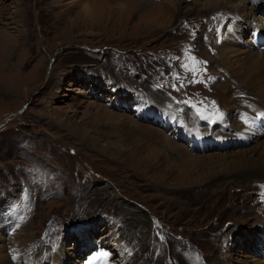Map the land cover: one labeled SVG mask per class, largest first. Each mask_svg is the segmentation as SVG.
<instances>
[{
    "label": "rangeland",
    "instance_id": "1",
    "mask_svg": "<svg viewBox=\"0 0 264 264\" xmlns=\"http://www.w3.org/2000/svg\"><path fill=\"white\" fill-rule=\"evenodd\" d=\"M56 1L0 0V259L264 264V0ZM135 121L176 147L122 152Z\"/></svg>",
    "mask_w": 264,
    "mask_h": 264
},
{
    "label": "bare ground",
    "instance_id": "2",
    "mask_svg": "<svg viewBox=\"0 0 264 264\" xmlns=\"http://www.w3.org/2000/svg\"><path fill=\"white\" fill-rule=\"evenodd\" d=\"M15 2H16V4H18L19 5V8H18V15H19V18L21 17V15H22V12L25 10L24 8H23V5H21V0H14ZM64 0H57L55 3L56 4H58V5H60V3L61 2H63ZM83 0H76V1H74L73 3H78V4H80L81 2H82ZM93 0H91L90 1V3H87V4H80L79 6H81V12L82 13H84L85 14V16L86 17H90V16H93V14L95 13V12H93V7L95 6V8H99V5H97L95 2H92ZM102 1V0H101ZM36 2V1H35ZM253 2H258L259 3V1H257V0H253ZM74 4V5H75ZM99 4V3H98ZM254 4V3H253ZM40 5V4H39ZM69 5H71V4H66V7H69ZM143 5V4H142ZM138 7V5H137V2H136V0H130V2L128 3V4H123V5H119V7H117V8H115L116 10H118V11H122V9L121 8H127V10L130 12V11H132L133 9H136ZM250 8H252V4H251V7ZM120 9V10H119ZM26 11V10H25ZM129 12H127V14L129 13ZM3 13H5V11H4V9H0V15L2 14L3 16H4V14ZM60 16H61V14H60ZM2 17V16H1ZM23 17V16H22ZM26 18V17H25ZM59 18V17H58ZM1 19V18H0ZM23 21V20H22ZM22 21L19 19L17 22L18 23H22ZM55 24V23H54ZM58 25V24H57ZM255 27L256 28H258L259 30H261L262 29V26H259V24L258 25H255ZM255 27H253V29H255ZM89 29V28H88ZM5 41V40H4ZM8 43V42H7ZM9 45V44H8ZM4 46V45H3ZM5 48V47H4ZM197 49H198V47H197ZM202 50H204V49H202ZM198 51V50H197ZM3 53V52H2ZM8 53V52H7ZM199 54V53H198ZM7 55V54H6ZM188 55V54H187ZM202 55V54H201ZM196 56V55H195ZM189 57V56H188ZM6 60H8V55L7 56H0V62L2 63V64H4L5 62H6ZM190 67H191V65H190ZM191 68H194V67H191ZM191 68H190V70H191ZM195 69V68H194ZM188 70V69H187ZM194 72H196V71H194ZM192 74H194V73H192ZM205 98V97H204ZM202 98H200L199 100H201ZM202 101H205V99L203 100L202 99ZM144 106H145V104L144 103H141L140 101L138 102V104L135 106V110H137V116H140V114H142L143 112H144ZM134 107V106H133ZM146 110V109H145ZM105 115V118H108V121H111V122H113L114 120H116L117 119V116L116 115H111V113L109 114V113H106V114H104ZM153 115V114H152ZM143 116V115H142ZM144 118H146L145 117V115L143 116ZM163 117H164V114H163ZM163 117H162V119H163ZM259 117V116H258ZM125 119V118H124ZM175 118L173 117V116H170L169 117V120H164V124L165 125H171L172 126V129L174 130V131H176L177 129L179 130V129H181L182 130V128H181V126H179L178 124H175V120H174ZM123 120V119H122ZM123 122L124 123H126L125 122V120H123ZM124 123H121L120 125H121V127L123 128L122 130H121V133H122V136H121V139L119 140V141H117L116 142V144L115 145H118V146H120V148H122L123 149V151L122 152H128V151H133V152H135V151H137V150H139V148L137 147V145H138V143L141 141V140H144V141H149V142H152V141H154V140H158V142L159 143H161V144H166V145H168L169 147H170V149H174L176 146H174V144L169 140V139H167L164 135H163V133H161V132H159L158 130H156V129H154V128H152V127H150V126H148V125H145V124H142V123H139V122H130L131 124H130V126H127L126 124H124ZM246 123V122H245ZM260 124V123H259ZM178 125V126H177ZM258 125V123L257 122H254V123H252V124H249V123H246L245 125H244V127L242 128V130L239 132V135H243V136H247V135H250L251 133H253L251 130H250V126H252V127H254V128H256V126ZM72 130V129H71ZM189 138H191L193 141L194 140H196V138H200V137H197V136H190ZM249 140H252V142H253V144H254V140L253 139H249ZM198 143V142H197ZM126 144V145H125ZM153 144V143H152ZM173 144V145H172ZM240 146V145H239ZM119 149V148H118ZM247 161L249 162V163H251V164H253V165H260V166H263L264 167V150H262V151H260V152H258V153H256V154H254L253 156H249L248 158H247ZM241 162V160H236V161H234V162H232V163H227V166H230L231 164H239ZM18 226H16V227H14V229H13V231L12 232H14L15 231V229L17 228ZM255 228H258V227H255ZM14 239H16V240H18V239H20V236H16ZM14 239L13 240H11L12 242H14ZM15 240V241H16ZM60 247L61 246H59L58 248H57V251H56V253L55 254H52L51 252H50V250H49V248L47 249L48 250V253H46V254H50L51 255V257L52 256H55L57 253H58V250L60 249ZM51 248V247H50ZM55 248H56V246H55ZM30 248L28 247V248H26V256H28L29 255V250ZM12 250V249H11ZM14 250H15V248H14ZM53 251V250H52ZM15 252H17V251H15ZM14 253V252H13ZM46 254L44 255V257H43V261H42V263H40V261H37V260H35L34 261V259L32 258V259H29V258H23V257H21L22 258V260L23 261H21V264H45V262L48 260V259H46L45 258V256H46ZM30 255H31V253H30ZM12 256V259L10 260V262H12V260L14 261L15 259H16V257H17V254H13V255H11ZM16 256V257H15ZM20 256H18V258H19ZM33 257V256H32ZM17 258V259H18ZM91 259H93V260H96V259H99V263L98 264H103V259H102V256H99L97 253H95L94 254V256L93 257H91ZM17 262H18V260H16ZM15 261V262H16ZM105 262V261H104ZM0 264H10L9 263V261H7V258L6 259H0ZM11 264H15V263H11ZM20 264V263H19ZM47 264V263H46ZM88 264V263H87ZM112 264V263H111Z\"/></svg>",
    "mask_w": 264,
    "mask_h": 264
}]
</instances>
